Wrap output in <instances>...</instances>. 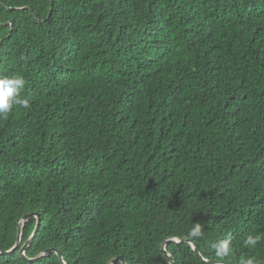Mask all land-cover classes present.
I'll list each match as a JSON object with an SVG mask.
<instances>
[{
    "label": "trees",
    "instance_id": "obj_1",
    "mask_svg": "<svg viewBox=\"0 0 264 264\" xmlns=\"http://www.w3.org/2000/svg\"><path fill=\"white\" fill-rule=\"evenodd\" d=\"M11 75L0 264H264V0H0Z\"/></svg>",
    "mask_w": 264,
    "mask_h": 264
},
{
    "label": "clouds",
    "instance_id": "obj_2",
    "mask_svg": "<svg viewBox=\"0 0 264 264\" xmlns=\"http://www.w3.org/2000/svg\"><path fill=\"white\" fill-rule=\"evenodd\" d=\"M25 86V80L22 76L20 75H11V76H6L3 78H0V118H6L15 107L19 106L24 109H28L31 106V98L27 96H21L20 90L23 89ZM29 220L33 217H36L37 219V226L38 222L40 221L41 224V218L39 214H31ZM28 217V216H27ZM28 219L26 220V217L22 219L23 225L20 228L19 232V246L17 248H12L10 251L7 252V254L14 253L16 252L20 246L21 242L23 240V229L26 225V223L29 221ZM37 228V227H36ZM40 228V226H39ZM36 231V229H35ZM34 231V234H35ZM39 231V230H38ZM22 233V234H21ZM38 233V232H37ZM30 238V240L23 245V247L30 242V245L32 244L33 240L35 239L36 235ZM21 235V237H20ZM188 235L192 238H197L202 236V227L199 223H196L194 227L190 230ZM18 238V241H19ZM173 240V239H172ZM176 240H184V239H176ZM186 241V240H185ZM261 241V236L260 235H253V234H248L244 238V246L245 247H252L255 248ZM183 242V241H182ZM181 242V243H182ZM18 243V242H17ZM17 245V244H16ZM30 245L28 248L22 252L23 247L21 248V256L24 260L30 261V262H36L40 259L48 257L50 254H47V251L42 253L38 257L30 258L27 256V250L29 249ZM191 245V244H190ZM192 246V245H191ZM215 261L216 264H225V262L229 259H235L234 257V249L232 247V237L229 235L226 239L222 240L219 242V244L215 245ZM193 248V247H192ZM55 252L62 264H67L65 258L56 250L54 249ZM167 250V247H166ZM5 251L0 250V255L5 254ZM117 258V257H116ZM124 258V257H123ZM115 259V258H114ZM125 260V259H124ZM126 262V261H125ZM112 264V262H111ZM127 264V263H126ZM237 264H258L257 260L255 258H250L247 256H240L239 260L237 261Z\"/></svg>",
    "mask_w": 264,
    "mask_h": 264
},
{
    "label": "water",
    "instance_id": "obj_3",
    "mask_svg": "<svg viewBox=\"0 0 264 264\" xmlns=\"http://www.w3.org/2000/svg\"><path fill=\"white\" fill-rule=\"evenodd\" d=\"M30 217H31V216L26 217V220H27V219L29 220ZM39 226H40V221L38 222V226H37V228H36V231H35L34 236L37 234V232H38V230H39ZM21 234H22V233H21ZM20 237H21V235H20ZM31 241H32V240H30V242H31ZM182 241L185 242V240H176V239L168 240V241H166V242L164 243V245H163V253L167 256V258H168V260H169V262H170L171 264H172V260H171V258H170V254H169V253L167 252V250H166V247H167L170 243H172V242L181 243ZM19 242H20V238H19V241H18V243H17V245H16L15 248H17V247L19 246ZM30 242H29L28 244H26V245L23 247L22 252H24V251L28 248V246L30 245ZM187 242L190 243V244L192 245L194 251H195V252L201 257V254H200V251H199V248L197 247V245H196L194 242H192V241H187ZM51 252H55V250H48V251H47V254H50ZM118 262H121L122 264H126V262H125V260H124V258H123L122 256L117 257V258H115V259L112 260V264H118Z\"/></svg>",
    "mask_w": 264,
    "mask_h": 264
}]
</instances>
